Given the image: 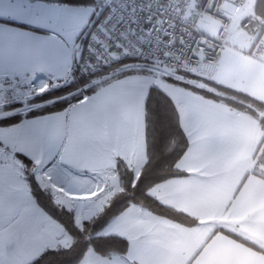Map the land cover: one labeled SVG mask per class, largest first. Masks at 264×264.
Masks as SVG:
<instances>
[{"label":"crops","instance_id":"0c3cea01","mask_svg":"<svg viewBox=\"0 0 264 264\" xmlns=\"http://www.w3.org/2000/svg\"><path fill=\"white\" fill-rule=\"evenodd\" d=\"M93 14L91 6L53 0H0V103L7 80L70 79ZM258 33L247 35L233 23L212 80L264 102V58L250 55ZM116 73L102 77L99 90L66 110L26 118L0 139V264H30L72 243L36 202L17 155L33 163L39 185L49 187L56 201L65 197L88 210L84 220L121 191L118 162L139 177L147 162L145 103L151 85L144 89L139 73L112 77ZM157 87L176 107L188 148L176 165L183 175L153 186L149 195L196 223L180 224L131 204L99 232L124 238L126 254L101 257L89 250L79 264H264V179L251 172L263 133L259 121L172 83ZM58 165L95 183H72ZM109 183L114 193L93 196ZM68 187L78 195L65 192Z\"/></svg>","mask_w":264,"mask_h":264},{"label":"trees","instance_id":"16d2710c","mask_svg":"<svg viewBox=\"0 0 264 264\" xmlns=\"http://www.w3.org/2000/svg\"><path fill=\"white\" fill-rule=\"evenodd\" d=\"M70 5L91 6L92 0H53ZM255 24L260 32H264V0H256L254 4ZM133 61L124 62L118 66L103 69L93 76H85L74 72L72 81L62 87L54 88L44 95L35 98L33 103L38 107L32 109L26 118L37 117L49 113L66 110L85 95L92 94L97 85H90L92 79L104 77L111 72H117L112 77L144 72V69H128L120 71ZM126 67V66H125ZM202 82L209 90L178 82L169 78L174 85L189 89L207 98L225 103L226 105L245 112L259 121L264 132V102L257 100L237 90L217 84L212 79L189 76ZM90 85L84 92H75L79 88ZM12 108V107H11ZM24 120L20 114L0 118V127L17 125ZM147 162L139 177L135 180L131 170L118 162L115 170L120 180L121 191L112 195L102 211L89 220H84L81 227L77 224L75 214L64 205L55 202L52 194L43 189L36 181L32 170L33 163L26 157L17 155L21 161L33 197L38 205L53 219L61 224L72 243L69 247L47 250L30 264H79L86 253L92 250L101 257L111 254L125 255L127 241L117 235L101 236L99 232L113 219L123 213L131 204L139 205L148 211L184 225H193L195 220L183 213L166 207L149 195L150 189L172 177L183 175L176 165L188 148V140L182 130L179 113L171 99L157 86H151L145 103Z\"/></svg>","mask_w":264,"mask_h":264},{"label":"built area","instance_id":"2783aa9c","mask_svg":"<svg viewBox=\"0 0 264 264\" xmlns=\"http://www.w3.org/2000/svg\"><path fill=\"white\" fill-rule=\"evenodd\" d=\"M92 1L94 14L83 35L84 46L74 59L73 73L93 76L133 61L169 69H196L212 78L229 45L236 10L252 0ZM239 25L247 35L254 34L251 19ZM250 55L264 58V32L257 34ZM45 79L37 77L26 83L7 80L1 100L12 104L22 92L40 94L47 88ZM251 172L264 179V132L253 153Z\"/></svg>","mask_w":264,"mask_h":264},{"label":"rangeland","instance_id":"374dc122","mask_svg":"<svg viewBox=\"0 0 264 264\" xmlns=\"http://www.w3.org/2000/svg\"><path fill=\"white\" fill-rule=\"evenodd\" d=\"M255 2H256V0H252L246 6L238 8L236 10L237 15H236V18H235V21H234V24H236V26H237V24L241 23L242 20H245V19L249 18L253 22L254 31L255 32H257V31L259 32V30H258V28H257V26L255 24V20L256 19H255L254 13H253ZM228 8L232 9V7H229V6H228ZM125 66H126V68H125ZM125 66L120 68V69H118V70L123 71L124 69L128 70V69H132V68L133 69H139L140 68V69H144L145 70L144 72H136V73L141 74L137 78H138L139 81L141 80L143 82L144 89H147L150 85L151 86H153V85L154 86H161L163 84H169L170 83L168 81L169 78H172L173 80L178 81V82H180V81L181 82H185V83L191 84L193 86H197V87L202 86L204 84L202 82H200V81H196L195 79H189L188 77L190 75L194 76V77H197V78L213 79V77L210 78V77L203 76L196 69H191V68L169 69V68H164V67H159V66H153V65H150V64H137L136 62L128 63ZM127 67H132V68H127ZM101 78L102 77L92 79L90 85H97L96 90L98 88L100 89L101 86L98 87V84L102 83L104 81V80H101ZM72 79H73V75H72V77L70 79L61 80V81H56V80H52L50 78H47V79H45L47 88L45 89V91H43L40 94L37 93V95L36 94L35 95H30V94H28L26 92H22L19 100L17 102H13L12 104H5L1 100V103H0V118L6 117V116H11L13 114H20L21 116H23L24 119H26V116L29 113V111L32 110V109H35L36 107H38L37 104L33 103L35 98H38V97L44 95L45 93H47L51 89L68 85L72 81ZM90 85H87V86H85L84 88H81V89L79 88L75 92H78V91L79 92H84L85 89L90 87ZM99 92H98V94H101V92H103V91H99ZM13 126H15V125H13ZM13 126L0 127V139L4 138L3 136H5L6 138H9L10 134H11V128H13ZM8 154H10V153L8 152ZM32 173H33V175L35 177V174H34L33 170H32ZM25 177H26V174H25ZM35 179L37 181L36 177H35ZM39 179L42 182V185H44L46 188L49 186L47 180H43L42 178H39ZM110 186H111V183L106 184L105 189H103V187H101L100 188L101 190H99L93 196H99V195H107V196H109L110 194L115 192V189L111 188ZM48 190H49V187L47 188L46 191L49 192L50 194H52ZM108 193H109V195H108ZM63 198L64 199H59L57 201L55 199L54 200L59 205H63L64 203H66L67 204V208L74 212L75 217H77L76 222L81 227L82 222L84 221L83 218L89 216V215L86 214V213H89V211L87 210L86 212H83L81 210L82 206H79L78 204H75L74 200H70V199L65 198V197H63ZM94 209H96V208H94ZM94 209L92 208L91 212H93ZM66 234H67V232H66ZM67 236H68V234H67Z\"/></svg>","mask_w":264,"mask_h":264},{"label":"water","instance_id":"95a60500","mask_svg":"<svg viewBox=\"0 0 264 264\" xmlns=\"http://www.w3.org/2000/svg\"><path fill=\"white\" fill-rule=\"evenodd\" d=\"M57 168L59 169L60 171V174L64 175V177H68L70 178L71 182L72 183H75L77 184V182H83V183H87V185H92L95 183V179L90 176V175H87V174H84V173H79V172H75L65 166H61V165H58ZM58 180H55L53 178V180H51V184L52 185H55V186H58L59 187V184L57 182ZM84 187H87V186H84ZM68 189H71L73 191H78L76 190L75 188H72V187H68ZM85 188H83V191H86L84 190ZM69 194V193H68Z\"/></svg>","mask_w":264,"mask_h":264},{"label":"flooded vegetation","instance_id":"af4514ba","mask_svg":"<svg viewBox=\"0 0 264 264\" xmlns=\"http://www.w3.org/2000/svg\"><path fill=\"white\" fill-rule=\"evenodd\" d=\"M65 192L69 193L71 196H76L78 195V193H76L75 191L68 189V188H64Z\"/></svg>","mask_w":264,"mask_h":264}]
</instances>
